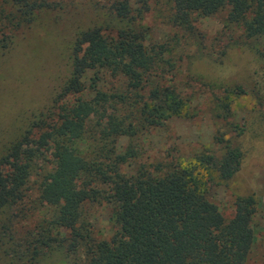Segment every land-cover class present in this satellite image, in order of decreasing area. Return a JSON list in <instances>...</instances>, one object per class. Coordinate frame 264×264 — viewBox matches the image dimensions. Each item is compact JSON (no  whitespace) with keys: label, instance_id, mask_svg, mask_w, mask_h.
<instances>
[{"label":"trees","instance_id":"obj_1","mask_svg":"<svg viewBox=\"0 0 264 264\" xmlns=\"http://www.w3.org/2000/svg\"><path fill=\"white\" fill-rule=\"evenodd\" d=\"M134 1L137 6L133 0H110L113 25L75 32L69 75L49 99L47 112L33 116L4 144L0 214H7V225L0 220V264H37L53 250L79 247L83 264H248L254 196H236L229 218L207 197L211 186L239 171L241 148L217 135L218 150L204 147L190 160L163 153L146 162L133 149L139 134L183 108L177 86L157 74L162 52L150 46L148 30L138 21L150 10V0ZM157 2L168 5L171 25L185 31L197 18L223 12L225 22L241 26L247 38L264 37V0ZM1 4L0 53L11 47L15 29L53 7L44 0ZM93 71L121 77V85L104 89L87 77ZM235 91L245 93L240 85ZM215 100L217 115L228 118V96ZM122 135L130 143L120 154L115 141ZM42 152H49L45 159L51 170L36 185L37 200L51 213L33 229L22 225L14 239V224L27 219L32 161ZM126 160L134 162L131 169L124 168ZM99 199L112 207L114 228L107 238L83 231V207Z\"/></svg>","mask_w":264,"mask_h":264},{"label":"rangeland","instance_id":"obj_2","mask_svg":"<svg viewBox=\"0 0 264 264\" xmlns=\"http://www.w3.org/2000/svg\"><path fill=\"white\" fill-rule=\"evenodd\" d=\"M44 1L53 7L39 10L31 24L15 29L11 47L0 53V157L12 135L25 130L33 116L47 112L49 99L69 75L75 32L99 23L104 28L113 25L110 0ZM149 6L150 10L138 21L148 30L150 46L162 52V67L157 69V74L162 81L170 79L177 86L183 108L178 116L139 134L131 143L136 146L133 149L141 160L151 162L163 153L190 160L204 147L218 150L221 144L217 135L238 145L243 154L239 171L225 183L211 186L207 197L229 218L236 196H254L256 210L251 220L254 237L248 264H261L264 257V37L247 38L241 26L225 22L223 12L199 17L191 31H185L168 21V5L150 0ZM4 7V12L9 14L8 6ZM87 77L96 79L104 89L119 87L122 80L105 71L88 72ZM239 85L245 93H236ZM215 96H228V118L217 115ZM129 143L128 136L117 137L116 152L123 154ZM47 154L42 152L32 161L24 207L27 219L11 223L17 230L11 232L14 239L16 232L24 230L23 226L33 229L35 223L51 213V208L39 205L36 190L41 176L51 170L46 162L48 156L45 159ZM124 164L128 169L134 166L130 160ZM82 217L86 224L82 230L92 237L107 238L112 234V207L105 200L88 201ZM6 218V213L0 214L5 225ZM82 260V247L67 248L47 253L37 264H83Z\"/></svg>","mask_w":264,"mask_h":264}]
</instances>
